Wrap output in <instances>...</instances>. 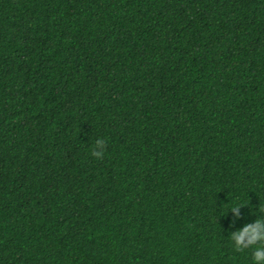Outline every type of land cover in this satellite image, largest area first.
<instances>
[{
  "label": "trees",
  "instance_id": "1",
  "mask_svg": "<svg viewBox=\"0 0 264 264\" xmlns=\"http://www.w3.org/2000/svg\"><path fill=\"white\" fill-rule=\"evenodd\" d=\"M262 210L264 0H0V264H252Z\"/></svg>",
  "mask_w": 264,
  "mask_h": 264
},
{
  "label": "clouds",
  "instance_id": "2",
  "mask_svg": "<svg viewBox=\"0 0 264 264\" xmlns=\"http://www.w3.org/2000/svg\"><path fill=\"white\" fill-rule=\"evenodd\" d=\"M95 145L96 149L93 151V155L96 157L102 156L104 140L97 138ZM244 205L239 204L231 207L228 212H231L233 216L239 217L240 208ZM262 213H264V210H262ZM230 238L236 251L254 245L255 247H253L251 252L252 264H264V215L231 230Z\"/></svg>",
  "mask_w": 264,
  "mask_h": 264
}]
</instances>
